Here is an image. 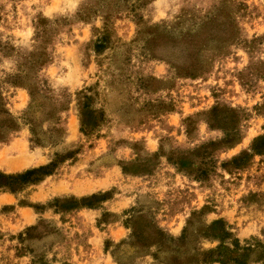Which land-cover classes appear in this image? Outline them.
<instances>
[{"label": "rangeland", "instance_id": "obj_1", "mask_svg": "<svg viewBox=\"0 0 264 264\" xmlns=\"http://www.w3.org/2000/svg\"><path fill=\"white\" fill-rule=\"evenodd\" d=\"M0 264H264V0H0Z\"/></svg>", "mask_w": 264, "mask_h": 264}]
</instances>
